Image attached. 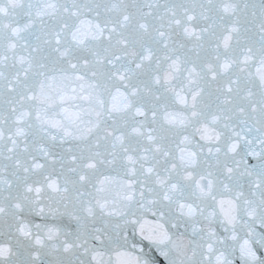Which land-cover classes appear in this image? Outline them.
Wrapping results in <instances>:
<instances>
[{
  "label": "snow or ice",
  "instance_id": "snow-or-ice-1",
  "mask_svg": "<svg viewBox=\"0 0 264 264\" xmlns=\"http://www.w3.org/2000/svg\"><path fill=\"white\" fill-rule=\"evenodd\" d=\"M0 264H264V0H0Z\"/></svg>",
  "mask_w": 264,
  "mask_h": 264
}]
</instances>
